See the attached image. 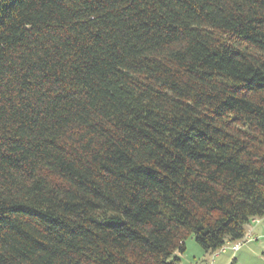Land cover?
I'll list each match as a JSON object with an SVG mask.
<instances>
[{
	"label": "trees",
	"instance_id": "trees-1",
	"mask_svg": "<svg viewBox=\"0 0 264 264\" xmlns=\"http://www.w3.org/2000/svg\"><path fill=\"white\" fill-rule=\"evenodd\" d=\"M264 218V0H0V264H179Z\"/></svg>",
	"mask_w": 264,
	"mask_h": 264
},
{
	"label": "rangeland",
	"instance_id": "rangeland-1",
	"mask_svg": "<svg viewBox=\"0 0 264 264\" xmlns=\"http://www.w3.org/2000/svg\"><path fill=\"white\" fill-rule=\"evenodd\" d=\"M261 221L264 222V218ZM248 228L249 226L246 227V234L242 239L244 242L236 252L231 251V247L242 241L225 243L224 252L206 254L194 237L189 236L185 239V251L179 257V264H264V228L255 231L254 234H249Z\"/></svg>",
	"mask_w": 264,
	"mask_h": 264
},
{
	"label": "built area",
	"instance_id": "built-area-1",
	"mask_svg": "<svg viewBox=\"0 0 264 264\" xmlns=\"http://www.w3.org/2000/svg\"><path fill=\"white\" fill-rule=\"evenodd\" d=\"M261 221V219H253V220H251V223H259ZM250 236V235H249ZM249 238V237H248ZM243 239H244V237H243ZM242 241V239L241 240H238V241H236V242H241ZM244 241H242L241 243H235L232 247H231V251H233V252H236L237 250H239L240 249V247H241V245H242V243H243ZM224 250H225V246H222L220 249H219V251H217L215 254H217L218 252H224Z\"/></svg>",
	"mask_w": 264,
	"mask_h": 264
},
{
	"label": "crops",
	"instance_id": "crops-1",
	"mask_svg": "<svg viewBox=\"0 0 264 264\" xmlns=\"http://www.w3.org/2000/svg\"><path fill=\"white\" fill-rule=\"evenodd\" d=\"M248 226H249V228H248L249 234H254L255 231H257L261 228H264V222L260 221L259 223H256V224L253 223V224H250Z\"/></svg>",
	"mask_w": 264,
	"mask_h": 264
}]
</instances>
